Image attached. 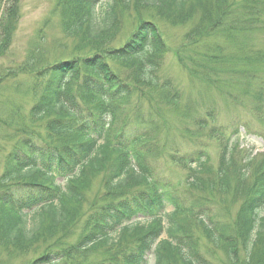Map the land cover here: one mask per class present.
Returning a JSON list of instances; mask_svg holds the SVG:
<instances>
[{"label": "trees", "instance_id": "trees-1", "mask_svg": "<svg viewBox=\"0 0 264 264\" xmlns=\"http://www.w3.org/2000/svg\"><path fill=\"white\" fill-rule=\"evenodd\" d=\"M15 4L2 11L0 25L7 26L6 19L8 26L0 35V58L11 50ZM63 7L65 27L82 36L92 53L0 72V264L12 263L6 255L32 256L22 264H84L77 261L98 246L108 252L99 264H146L151 255L155 264H206L194 245L198 241L187 240L181 229L183 213L203 223L229 264H264V167L236 173L231 189L226 178L235 174L228 173L236 164L233 146L226 143L215 169L207 145L198 142L210 126L219 140L229 139L227 124L234 135L249 126L238 110L264 115V81L253 79L264 48L234 52L231 44L264 28V0H68ZM198 9L202 14L184 37L191 45L170 49L156 19L188 22ZM141 10L151 13L150 20ZM125 14L136 29L112 47ZM186 47L192 55L185 58ZM171 54L178 62L182 58L189 79L197 77L219 94L232 116L227 124L221 123L219 100L203 92L186 96L181 83L168 77ZM19 75L29 80L25 96H36L29 111L1 99L2 87ZM234 76L240 80L237 94L228 90ZM171 111L178 114L175 122L167 118ZM179 141L192 153H183ZM171 164L195 168L173 182ZM92 178L100 182L94 199L87 193ZM216 190L241 204L235 219L193 198ZM169 206L173 212L165 215Z\"/></svg>", "mask_w": 264, "mask_h": 264}, {"label": "rangeland", "instance_id": "rangeland-1", "mask_svg": "<svg viewBox=\"0 0 264 264\" xmlns=\"http://www.w3.org/2000/svg\"><path fill=\"white\" fill-rule=\"evenodd\" d=\"M66 1L68 0H17V3L15 4V0H1L0 24L2 20V11L4 14L7 10V7H12L14 4L17 5L18 16L16 20H12L11 50L8 55L0 58V72H2L4 68L3 73H6V70L8 69L9 71L10 67H12V70H17L19 67H23L25 62H30V65H32V63L35 61V67H45L59 59L70 61L73 58H84L85 56L92 53V48H88V43H84V38L82 36H73L70 30H67L64 25L63 21L66 17L65 8L63 6L66 4ZM4 2L6 3L4 4ZM142 14L146 20H150L149 16L151 13L141 10L140 15ZM200 14H202V12L200 9H198L188 22L173 23V21L168 19H156L158 26L162 29L164 37L168 40L166 42H168L170 49L177 51V49H182L180 47L186 45L187 41L184 39V37L192 26L194 20ZM5 23L8 26V20L5 19ZM7 26L0 25V35ZM135 29L136 27L134 26L133 19L127 14L123 15L121 25L116 31V38L113 42H110V45L112 47L116 46L118 48L129 38ZM187 44L191 45L190 43ZM231 44L235 49L234 52L238 51V49L244 50L251 48L256 50L262 49L263 51L264 28H262L261 31L255 32L251 35H242L233 38ZM198 49L199 48L196 47L198 54L204 52V49ZM182 55L185 58L192 55V48H184ZM181 59L182 58H179L178 62L177 58L173 54L167 58L166 73L168 77L171 79H177L181 83L186 96L190 94L193 99H195L200 93L203 92L207 94L208 97L219 100V104L222 107L221 111L223 118L221 119V123L227 124V121L230 120L232 116H229L230 111L226 109L219 94L212 88H208L201 81V79H198L197 77L189 79L187 73L181 66ZM118 68H120V71L123 73L122 75H126L128 72V70L122 65H119ZM253 72L254 81L257 83L264 81V62L260 65H254ZM19 80L22 83H20L19 88H16L15 86H17L16 84H19ZM239 83V78L234 76L232 79V85L230 88H228V90L237 94L238 90L240 89ZM31 84H33V78L31 79ZM43 85L44 83L42 84V87ZM29 87L28 78L19 75L16 82L10 81L7 86L2 87L1 94H3V97L1 99H7L8 101L15 102L16 104H24L26 106V111H29L31 106L34 105L36 99L35 95L30 94L25 96V94L29 91ZM38 95L39 94H37V96ZM238 111L242 113L243 123L249 126H245V128L242 127L239 130V133L234 135V128L227 124V129L229 130L228 140L227 138L219 140V137L212 133V126L204 130L196 128L193 131L196 132L201 130V133L198 135V142L207 145L208 149L206 153L209 158L208 162L215 169L220 163L222 150L226 143H229L231 146L233 145L232 154L236 164L231 165L232 168H230L228 173L235 174L232 176V178H226V185L227 187H231V189L235 186V183L238 182L236 180V173H240L241 170L244 172L245 168L253 171L254 169L264 167V165H262L264 158V115L255 116L253 114H248L243 109ZM2 115L3 109L0 107V116ZM176 117H178L176 112L171 111L167 113V118H173L174 122ZM179 143L183 146V153L187 151L192 153L193 150L189 149L183 141H179ZM249 156L251 158L255 157L257 160L250 162L248 160ZM194 168L195 165L189 166L183 164H171L170 170L168 171L170 173V178L173 179V182H179L184 181L187 176H190L192 169ZM99 186V178H92L87 190L88 197L90 199L95 198ZM239 193L242 194L243 191H239ZM191 196L192 195L189 197L187 196L188 203L192 199ZM232 197L234 198L232 195L227 196L225 193L220 194V191L216 190L213 195L207 193V191L205 193L198 192L194 194L193 198L201 199V203L208 206V208L211 207L215 209L213 212H217V210H219L218 208L222 207L223 210L221 211L225 216L235 219L236 216L239 215L241 204L236 203V201L234 202ZM205 200H209V202H206ZM88 201L89 204H91V200ZM171 212H173V208L169 206L165 215ZM260 216L264 217V212H261ZM138 220L143 222L144 218L140 217ZM178 220L181 225V229L189 235L187 240L192 241V238H194L198 241L197 244H194L193 242L192 243L196 246V248L198 247L200 257L202 260L206 261V264H229L226 252L220 247H215V245L212 244L207 238L203 223L201 221H198L191 214L189 215L187 213H183L181 216H179ZM133 221H135V219ZM164 224L165 227L168 226V222L164 221ZM163 237L165 238V235H163ZM75 240H77V236H75L71 242ZM261 252L264 255L262 248ZM31 257L32 256L13 260V258H7L6 255L4 258L12 259L13 261H10V263L12 262L11 264H22L27 261L26 258ZM107 257V247L98 246L95 249H90L87 251L84 255V259L77 261V263L99 264L104 260V258ZM146 264H155V258L153 255L148 257ZM172 264L183 263L174 261Z\"/></svg>", "mask_w": 264, "mask_h": 264}]
</instances>
